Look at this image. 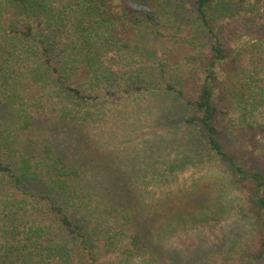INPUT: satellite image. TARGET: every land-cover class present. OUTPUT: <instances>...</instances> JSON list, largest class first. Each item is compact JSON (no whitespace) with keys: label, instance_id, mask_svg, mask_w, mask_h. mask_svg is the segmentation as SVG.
Wrapping results in <instances>:
<instances>
[{"label":"trees","instance_id":"obj_1","mask_svg":"<svg viewBox=\"0 0 264 264\" xmlns=\"http://www.w3.org/2000/svg\"><path fill=\"white\" fill-rule=\"evenodd\" d=\"M223 1L216 26L209 14L220 0H0V264H264V0ZM163 20L208 34L206 53L177 61L178 76L175 61L136 45L142 34L168 35ZM154 102L137 118L165 133L144 150L159 141L167 154L162 164L151 157L148 175L191 164L195 182L200 163L216 166L248 224L229 246L200 238L192 258H160L142 235L95 221L76 151L47 146L38 157L24 140L50 111L79 129L117 104ZM259 149V168L242 164ZM219 210L195 217L194 229H216Z\"/></svg>","mask_w":264,"mask_h":264},{"label":"rangeland","instance_id":"obj_2","mask_svg":"<svg viewBox=\"0 0 264 264\" xmlns=\"http://www.w3.org/2000/svg\"><path fill=\"white\" fill-rule=\"evenodd\" d=\"M220 2L211 6L209 14L216 26L226 14L223 9L226 2ZM162 23L159 30L168 35L142 34L136 45L142 51L164 53L167 62L171 60V65L175 61L172 70L178 76L182 70L177 61L186 53L194 56L206 53L208 34L193 31L196 22L188 30L182 26L180 31L169 28V21L163 20ZM199 42L202 43L201 48ZM190 59L191 65L196 64L195 57ZM189 80L192 82L191 78ZM154 104L139 108L134 104H117L108 116L79 129L57 125V112L50 111L31 124L34 129L27 135L24 133V140L38 157L47 146L54 151L64 147L71 153L76 151L77 159L74 160L82 174V191L90 200L88 211H93L91 214L95 221L97 219L104 229L112 233L120 231L122 236L142 235L155 254L161 255L160 258L166 261L190 259L199 251L200 238H203L204 246H217L218 249L229 246L237 236L247 233L248 224L234 209V205L237 207L235 192L222 182L216 166H209L208 161L200 163V173L195 182L191 180L194 178L191 172L196 167L191 164L176 169L180 171L178 175L164 174H169L167 177L170 179L174 177L172 181L165 176L148 175L151 159L162 164L161 157L167 154L159 141L152 146L147 145V151L144 150L146 138L151 137L154 141L162 135V130L165 133L159 125L137 118H144L143 114H147L148 110L149 114H153ZM136 126L140 129L135 131ZM259 140L264 145L262 134ZM261 150H257L252 157L243 158L242 164L259 168ZM112 206H116V210H112ZM211 208L222 212L223 218L218 227L213 230L194 229L195 217Z\"/></svg>","mask_w":264,"mask_h":264}]
</instances>
